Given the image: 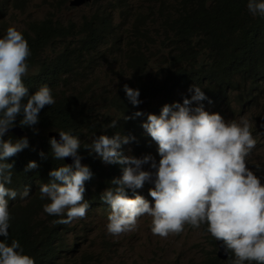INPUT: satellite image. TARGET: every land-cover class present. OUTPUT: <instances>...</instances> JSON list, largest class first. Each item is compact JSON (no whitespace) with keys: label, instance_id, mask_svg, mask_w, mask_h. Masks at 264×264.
Masks as SVG:
<instances>
[{"label":"clouds","instance_id":"clouds-1","mask_svg":"<svg viewBox=\"0 0 264 264\" xmlns=\"http://www.w3.org/2000/svg\"><path fill=\"white\" fill-rule=\"evenodd\" d=\"M247 8L254 16L259 14L258 19L264 16V0H247ZM50 54L42 52L41 57ZM30 55L22 33L8 27L0 38V264H49L48 252L31 237L22 234L27 239L24 245L8 239L12 232L22 233L24 224L12 220L10 211L32 189L41 201L25 224L38 232L30 222H47L42 236L49 243L51 264H58L59 254L74 264H90L88 253H73L79 239L75 233L84 232L96 216L102 219L107 241L123 240V260L105 264H170L156 257L168 255L166 244L144 239L137 230L144 226V232L167 238L181 233L185 225L212 239L221 264L228 259L230 264H264V101L256 84L237 103L238 85L222 84L221 90L207 93L201 86L214 81L205 70L186 71L178 75L184 87L175 93L180 97L162 101L163 96L133 88L134 82L146 81L138 70L127 69L131 76L121 86L119 54L113 51L115 62L103 71L93 59L82 66L73 63V70L82 68L85 73L77 85L65 82L69 77L65 74L53 89L32 88L27 78L36 69L29 67ZM220 60L228 61L240 75L264 71V50L222 53ZM109 72L120 83L107 94L100 91L98 79ZM121 89L123 97L118 96ZM72 95L103 118L123 117L121 130L95 134L83 146L71 130H49L47 138H38L33 126L41 111ZM100 99L113 115L96 106ZM113 100L123 101V111L111 104ZM254 112L257 116L251 117ZM18 116L20 125H15ZM259 121V128L249 125ZM131 124H140V129H131ZM33 152L40 157L28 156ZM40 169L32 181L30 176ZM22 172L29 173L28 183L16 181L15 174ZM223 246L225 256L219 255ZM176 258L180 264L187 256L181 252Z\"/></svg>","mask_w":264,"mask_h":264},{"label":"trees","instance_id":"trees-1","mask_svg":"<svg viewBox=\"0 0 264 264\" xmlns=\"http://www.w3.org/2000/svg\"><path fill=\"white\" fill-rule=\"evenodd\" d=\"M67 1L64 0L61 6L65 7ZM143 1L147 4L145 11L135 9L134 0H127L124 5L123 0L115 3L106 0V4H97V0H93L92 7L79 22L73 17L65 21L53 17L28 19L21 33L31 51L29 67L36 69L27 78L29 86L37 88L47 85L53 89L65 74L69 76L65 82L77 85L83 81L85 73L82 68L73 70V63L82 66L86 60L93 59L97 68L103 71L115 62L113 51H119L125 55V68L140 71L146 79L145 82H134L133 88L141 93L148 92L150 96H163L162 101L180 97L175 94L184 88L178 82L179 73L198 69L205 70L214 81L201 86L207 93L221 90L222 84L238 85L241 89L237 88L240 94L236 96V101L239 103L247 88L256 84L260 89L259 99L264 101V71L254 76H244L228 61L220 60L222 53L235 55L264 50V16L258 19L259 14L252 15L247 8V0ZM26 3V0H0V30L10 25L5 19L8 6L13 5V11L23 12ZM97 5L96 12L91 14L92 8ZM122 5L128 7L121 12L123 22L116 23L113 32L110 9ZM148 21L150 26L156 28L151 34ZM152 49L155 51L152 52ZM46 50H50L51 54L42 59L41 53ZM210 56H214L212 62ZM154 57L158 60L155 66L152 65ZM151 65L156 68L153 74L150 73ZM118 96L123 97V89ZM221 97L224 99L225 95ZM111 104L123 111V101L118 103L113 100ZM229 115L234 114L230 111ZM21 118L17 117L15 125H20ZM112 121L118 122L117 127H108ZM122 126L123 117L113 119L106 114L103 118L95 109L85 107L78 96L72 95L55 108H44L33 130L38 138H47L49 130H71L83 146L89 137L105 131H120ZM129 126L133 130L140 129V124ZM28 156L40 157L35 152ZM40 171L34 172L30 179H38L34 176ZM28 175V172L17 173L15 176L19 178L16 181L28 183ZM24 200L26 202L22 205ZM40 201L33 189L29 190L26 199L16 200L19 203L11 209L10 217L24 222L23 230L22 233H10L8 239L24 245L27 239L23 235L31 237L39 248L44 247L48 252L47 258L51 264L49 243L42 236L47 233L44 226L47 222L40 219L30 222L36 224L38 232L28 229L25 224L39 209ZM205 240L208 246L204 253V264H221L215 257L216 245L209 236H205ZM224 264H230V259Z\"/></svg>","mask_w":264,"mask_h":264},{"label":"rangeland","instance_id":"rangeland-1","mask_svg":"<svg viewBox=\"0 0 264 264\" xmlns=\"http://www.w3.org/2000/svg\"><path fill=\"white\" fill-rule=\"evenodd\" d=\"M112 3L121 2L122 0H109ZM135 1V9L137 10H146V2L142 0V2ZM26 4L24 5L25 10L23 12L13 11L15 8L13 5H9L7 8V13L5 19H7L10 26H14L18 31H22L26 27V23L28 19L31 20H41L46 17H53L59 21H65L69 17H73L76 22H79L85 13L88 12L89 7H92V3H90L87 7L85 5L80 7H70L68 4L65 7L64 0H26ZM97 4H106V0H97ZM98 5L93 7L91 10V14L96 12ZM123 5L114 7L113 16L114 21L116 23L123 22ZM148 26L150 28L149 34L153 32L155 27L150 26V22L148 21ZM8 29V28H7ZM7 29L0 31V38H2ZM160 42L158 41V45ZM155 49H152V52ZM50 50H46L43 53H49ZM119 54L118 60V71L122 76L121 86L123 85V79L126 80L130 78L131 73L125 68L124 65V54L123 52L115 51ZM154 59L153 65L158 64V60L156 57ZM156 68L152 69L151 72L154 73ZM98 83L100 85V91H104L107 94H110L116 89H118V83L120 80L114 74L110 72L102 75L98 79ZM96 106L101 109V112L106 114L113 115L115 112L113 109H110L107 102L100 99ZM257 113H253L251 117H256ZM249 117V116H248ZM262 122H254L249 123V125L253 128H259ZM253 164V163H252ZM95 213H98L97 211ZM144 226H141L137 232L141 234V236L145 239H151L153 242L161 244L164 247L166 244V248L169 253L167 256L157 255V259L160 263H170L176 264L177 258L176 255L185 252L187 258L183 260L180 264H203V255L208 246L205 242V235L201 229L196 230H188V225H185L184 230L179 234H170L167 238H161L159 236H153L149 231L144 232ZM76 236H79L77 239V246L73 249V253H88L90 257V264H105L109 260H115L121 258L123 260V240H115V241H107L103 231H102V219L100 216H96L91 225H88L84 232H76ZM65 236V235H64ZM109 242H112L113 245H109ZM153 250V248H152ZM61 254H59L57 262L58 264H74L70 259L65 260L60 258ZM150 256V253H148ZM144 262V261H143Z\"/></svg>","mask_w":264,"mask_h":264},{"label":"water","instance_id":"water-1","mask_svg":"<svg viewBox=\"0 0 264 264\" xmlns=\"http://www.w3.org/2000/svg\"><path fill=\"white\" fill-rule=\"evenodd\" d=\"M91 0H71L69 5L73 6V7H80L88 2H90ZM51 136L55 137L57 140H59V136L52 134ZM222 253V255L225 256V248L224 246L222 247V252H219V255Z\"/></svg>","mask_w":264,"mask_h":264},{"label":"bare ground","instance_id":"bare-ground-1","mask_svg":"<svg viewBox=\"0 0 264 264\" xmlns=\"http://www.w3.org/2000/svg\"><path fill=\"white\" fill-rule=\"evenodd\" d=\"M180 11V10H179ZM158 30V29H157ZM160 32V31H159ZM151 38H152V36H151ZM157 40V39H156Z\"/></svg>","mask_w":264,"mask_h":264}]
</instances>
